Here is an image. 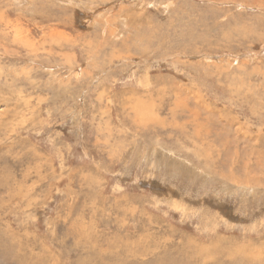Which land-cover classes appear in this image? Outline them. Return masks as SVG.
Here are the masks:
<instances>
[{
    "label": "rangeland",
    "instance_id": "374dc122",
    "mask_svg": "<svg viewBox=\"0 0 264 264\" xmlns=\"http://www.w3.org/2000/svg\"><path fill=\"white\" fill-rule=\"evenodd\" d=\"M0 264H264V0H0Z\"/></svg>",
    "mask_w": 264,
    "mask_h": 264
},
{
    "label": "bare ground",
    "instance_id": "6f19581e",
    "mask_svg": "<svg viewBox=\"0 0 264 264\" xmlns=\"http://www.w3.org/2000/svg\"><path fill=\"white\" fill-rule=\"evenodd\" d=\"M18 25V24H17ZM102 33V32H101ZM108 33V32H107ZM104 36V35H103ZM110 36V35H109ZM43 37V36H42ZM101 46V45H100ZM119 58V57H118ZM175 85V84H174ZM158 118V117H157ZM113 146V145H112Z\"/></svg>",
    "mask_w": 264,
    "mask_h": 264
}]
</instances>
